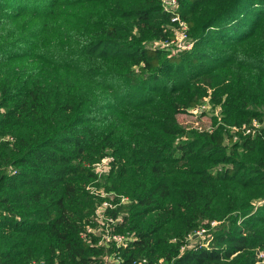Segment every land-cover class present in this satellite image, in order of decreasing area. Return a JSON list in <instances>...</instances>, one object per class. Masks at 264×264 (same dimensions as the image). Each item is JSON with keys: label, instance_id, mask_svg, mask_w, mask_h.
<instances>
[{"label": "trees", "instance_id": "1", "mask_svg": "<svg viewBox=\"0 0 264 264\" xmlns=\"http://www.w3.org/2000/svg\"><path fill=\"white\" fill-rule=\"evenodd\" d=\"M101 1L0 0V133L13 136L0 143V264H102L81 235L106 158L96 187L129 198L119 232L135 235L121 264H264V128L245 134L264 124V0L172 13L116 0L108 20L63 18ZM201 6L191 51L151 46L175 39L177 15L193 31ZM207 98L211 130L187 131L178 117Z\"/></svg>", "mask_w": 264, "mask_h": 264}, {"label": "rangeland", "instance_id": "2", "mask_svg": "<svg viewBox=\"0 0 264 264\" xmlns=\"http://www.w3.org/2000/svg\"><path fill=\"white\" fill-rule=\"evenodd\" d=\"M115 1L116 0H104V1H101L100 3H90V4H85L83 6H79L76 8H67V9H64L63 18H65L66 21L69 20L71 23L72 21H75L78 18H89V19L98 20V21L108 20L110 17V11L116 9L117 7V3ZM134 1L136 0H122V4L123 6L126 7L130 4H133ZM210 16H211L210 12L204 6H201L199 8V13L196 17L197 26H195V29L193 31H190V27L188 26V29H189L188 38H185L184 40H182L180 37L181 41L178 40V42L172 43L180 35L179 28L176 27L174 29L176 38L170 43L169 46H167L166 43H160V42H155L151 44V46L155 48L167 49L169 50L171 54H174V55L180 54L183 51H187V52L191 51L194 48V44L196 43L197 37L203 30V26L205 22L208 21ZM189 44L192 45V49L184 50L183 48L185 47V45L187 46ZM52 83H54V80L52 81ZM211 106L212 105L210 102V98L203 100L201 104L199 105V107L192 108L186 114L179 116L178 117L179 123L187 131L195 130L199 133H203L204 130H211V127L213 126V123H214V121H212L213 114H215V116L219 115V110H214ZM256 124H259V122H256ZM245 127H248V125H244L243 129ZM261 127L264 128V124H262ZM0 138H6V139L9 138L11 140L13 136L9 134L8 132H3V133H0ZM184 140H187V139L185 137L178 139V141H184ZM235 140H237V137H235ZM110 160L112 159L108 158V160H106L105 162L92 167L94 172L98 174V177H99L98 180H100L103 176H105L108 173L109 168H110L109 167ZM9 172L15 174L14 173L15 171L13 169H10ZM98 180L95 183H87V187H86L87 188L86 190L88 192H91L92 194L98 196L99 198V200L97 201L95 210H97L100 206H102V204L106 201L107 203L113 206L114 204L116 205L115 206L116 210H113L110 213L111 215H115V216L119 215L122 218H124L125 214L127 213H125L122 210V207L127 206L130 203V200L128 203L126 202L124 205H121L122 204L121 200L124 198V196L113 194V193H108L103 188H97L96 183L98 182ZM95 210H94V214H95ZM38 212H39L38 209H33L31 207H28L26 214L35 218L38 216L36 215ZM93 217L94 218L92 221V225H94L96 222L94 215ZM216 225L217 224L214 223L212 224L211 228L206 229V234H210ZM119 229H120V226L117 228V233L129 234V233L119 232ZM199 236H201L202 239L204 238L203 233ZM104 250H105L104 252L106 254L105 255L106 257L108 254H110V252H108V249L106 248H104ZM161 263L165 264L164 262H161ZM102 264H104V260Z\"/></svg>", "mask_w": 264, "mask_h": 264}, {"label": "built area", "instance_id": "3", "mask_svg": "<svg viewBox=\"0 0 264 264\" xmlns=\"http://www.w3.org/2000/svg\"><path fill=\"white\" fill-rule=\"evenodd\" d=\"M178 3H179L178 0H161L162 7L164 11L167 13H172L173 11H176L179 7ZM173 22H175L178 25L180 35L178 36V38L175 37L176 40L173 41L172 43L178 42V40H180V37L182 40L188 38V31H189L188 24L184 20H182L181 17L178 15L173 19ZM166 45L169 46L170 43H166ZM183 49L190 50L192 49V45L191 44L187 46L185 45ZM260 128L261 125L256 124L255 122L253 128L245 129V134L254 133L255 130H258ZM1 141H10V139L0 138V143ZM106 160H108V158H106L103 162H105ZM126 202L127 203L129 202V198L124 197L121 200L122 203L121 205H124ZM115 206H116L115 204L113 206L105 201L102 204V206H100L97 210H95V214H94L96 221L95 224L88 226L81 235L82 240H84L85 242L89 244L93 243L97 247L108 249V252H110V254H108L103 259L104 264H121L123 262V258L120 254V251L128 247L135 240V235L133 234L117 233V228L123 223V218L119 215L115 216L110 214L113 210H116ZM204 232L205 231H202L200 234ZM184 250L185 248H182V251ZM34 264H44V263L41 261V262H36ZM132 264H151V263L149 262L148 259L142 258L133 261Z\"/></svg>", "mask_w": 264, "mask_h": 264}]
</instances>
